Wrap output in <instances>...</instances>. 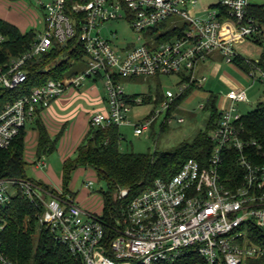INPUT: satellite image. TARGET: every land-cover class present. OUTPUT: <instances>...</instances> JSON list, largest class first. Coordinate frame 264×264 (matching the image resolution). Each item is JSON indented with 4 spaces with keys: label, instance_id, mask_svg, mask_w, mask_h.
Listing matches in <instances>:
<instances>
[{
    "label": "built area",
    "instance_id": "obj_1",
    "mask_svg": "<svg viewBox=\"0 0 264 264\" xmlns=\"http://www.w3.org/2000/svg\"><path fill=\"white\" fill-rule=\"evenodd\" d=\"M199 0H50L44 4V26L37 32L32 50L12 61L6 72L0 69V90H14L27 80V61L50 52L57 44L67 45L78 35L83 42L87 69L74 77L49 80L29 96L8 104L0 112V150L9 149L22 130L52 103L87 81L103 79L106 107L90 115L93 128L132 126L136 136L149 132L162 115V126L172 123L170 110L175 101L193 84L206 79L197 75L199 64L210 55L220 54L227 64L238 57L237 43L260 33L257 21L249 16L253 0H217L205 16L191 17L189 7ZM181 16L188 20L183 30H172L159 38L165 22ZM126 20L142 44L134 49L113 47L102 35L110 21ZM248 75L256 79L264 73L249 62ZM178 77L179 92L167 91L155 110L141 124L129 121L131 109L142 105L145 96H130L122 80L133 77ZM153 100L157 99L153 97ZM248 102L246 89H234L225 96L221 118L210 139L214 149L207 166L189 160L169 179L154 185L133 199L115 224L109 227L102 215L82 207L30 180L0 179V231L5 227V211L21 189L32 202L43 206L40 223L55 234L84 264H165L192 251L208 264H248L264 257V248L252 239V230L264 234V162L252 151L263 154V146L246 138L243 115L236 108ZM204 108V107H202ZM180 124L184 119H177ZM235 154L238 171L223 176L225 159ZM264 157V154L263 156ZM43 161L39 168L45 166ZM229 184H232L230 186ZM11 185L16 189L10 193ZM92 182L85 183L91 189ZM129 196L122 189L116 199ZM111 228L112 234L107 231ZM0 263L13 264L2 253Z\"/></svg>",
    "mask_w": 264,
    "mask_h": 264
},
{
    "label": "trees",
    "instance_id": "obj_2",
    "mask_svg": "<svg viewBox=\"0 0 264 264\" xmlns=\"http://www.w3.org/2000/svg\"><path fill=\"white\" fill-rule=\"evenodd\" d=\"M255 1L249 9V16L260 27V33L249 38L262 49L257 61L238 57L235 65L247 75L252 69L249 62L253 63L264 73V0ZM73 0H68L70 5ZM37 38V32L30 30L22 33L19 28L0 18V69L6 72L12 61H15L29 53ZM86 60V52L83 42L78 35L68 41L67 45L55 44L47 54L33 57L27 61L23 70L27 73V80L14 90H0V112L19 98L29 96L36 87L47 84L49 80H63L74 77L71 74L73 65ZM196 89L197 84L180 96L173 104L170 114L180 107ZM157 104L163 100V93L158 88ZM139 95H134L138 97ZM145 103L151 102V96L145 97ZM204 110L208 111L209 119L204 131L200 132L191 143H183L173 152L153 154L125 153L121 150L124 140L119 127L108 128L90 127L82 144L76 150L74 158L67 159L63 164V197L74 198L75 193L70 191L72 174L79 168L93 169L98 178L105 182L107 190L103 191L104 210L103 221L109 227L120 218L127 205L146 189L152 187L158 179H169L176 175L189 160H197L202 166L207 162L214 149V143L210 139L211 133L216 129L221 110L218 106V97L211 94ZM242 122L245 128L246 138L255 140L264 148V102L257 108L243 115ZM37 133L36 154L38 159L49 156L57 151L59 141L63 135L60 132L52 138L40 116L35 117L27 124ZM27 126L20 136L6 150H0V179L30 180L36 185L56 194L42 181L27 177V163L25 154L27 149ZM166 126H162L164 131ZM264 154V149L262 151ZM256 161L264 162L263 154L252 151ZM223 176L230 178L238 171L235 165V154H229L225 159ZM232 186V184H229ZM122 189L129 190L126 199L118 200L116 195ZM44 212L41 204L30 201L21 189L12 197L9 208L5 211V227L0 231V247L4 256L13 264H84L82 258L72 254L69 248L56 240L55 234L46 229L40 219ZM107 231L112 234L111 228ZM252 239L254 243L264 248L263 232L253 229ZM1 264V263H0ZM165 264H208L195 252L184 253L174 262ZM248 264H264V257L260 260H250Z\"/></svg>",
    "mask_w": 264,
    "mask_h": 264
},
{
    "label": "rangeland",
    "instance_id": "obj_3",
    "mask_svg": "<svg viewBox=\"0 0 264 264\" xmlns=\"http://www.w3.org/2000/svg\"><path fill=\"white\" fill-rule=\"evenodd\" d=\"M50 0H0V6L2 12L9 16L11 19H15L21 26L25 28L26 32L35 30L37 32L43 31L44 26V10L42 9L40 2L47 4ZM263 2L262 0H253ZM217 0H199L197 5L189 7V15L191 17L205 16L208 12L210 5L216 4ZM188 23V20L181 16H174L165 22V28L160 30L155 38L163 36L165 33L178 29L183 30ZM101 35L111 42L113 47L134 49L142 44L139 39V35L132 29L130 23L126 20L110 21L105 23L102 28ZM237 45L238 53L247 60L257 61L261 54V47L250 40L239 42ZM221 66L217 71L215 64L210 62L199 65L198 76L202 78L205 76L207 81L202 83V88L194 91L185 101H183L179 108H177L171 114L172 123L168 124L162 132V123L164 122L165 115H162L153 128L142 136H136L132 126H121L119 131L122 134L124 140L121 143V150L125 153H138V154H153L155 152L164 153L175 152L179 146L183 143H191L196 136L205 130L209 113L204 110L207 103L209 92L213 91L218 97V106L222 108V99L224 94L228 92L233 84L227 83V81H234L239 83L241 87L247 90L248 102L238 103L236 105L237 111L241 115H247L254 111L259 103L264 102V80L262 75L258 72L256 79H252L249 75L242 72L234 64H227L224 61L219 60ZM87 69V59L82 62L73 65L70 70L71 74H79ZM179 80L178 77H161V78H146V77H133L122 80V85L129 95H156L158 88L165 94L167 91H172L175 94L179 92ZM212 82H215L213 84ZM214 85H217V90ZM94 93L86 94V90L90 87ZM68 91L65 95H67ZM72 94L67 95L65 98L71 101L76 100L73 97L75 93L80 96L81 99H77L72 107L68 109L71 111L75 106L81 105V110L90 111L95 108L94 103L96 98H106L107 91L105 87V81L103 79L95 81H87L79 89H73ZM64 95V96H65ZM155 110H161V105L154 102L145 103L142 105H136L131 109L129 114V121L132 124L144 123V120L152 114ZM67 111V112H68ZM78 114V112H77ZM184 119V123L180 124L177 119ZM75 119L70 120L73 122ZM62 127L60 132L63 131ZM27 132H34L31 126H27ZM64 133V132H63ZM37 136V133L34 132ZM82 144V143H81ZM80 144V145H81ZM73 156L72 158H74ZM25 161L27 163V177L40 181L39 173L49 177L55 174L56 182H52V185L58 187V183L63 181V162L60 158V151L38 159L36 154V144L32 142L31 138L27 142V149L25 154ZM43 161L46 165L41 168H37L38 163ZM85 170V171H84ZM50 173V174H49ZM52 179V178H51ZM86 179V181H85ZM59 181V182H58ZM84 181L92 182L91 189L83 192L82 199L78 203L85 212H92L101 214L103 210V191L107 190L104 181L100 180L96 175H91L89 169H83L82 173L77 174L76 171L72 174V180L70 183V189L73 188V192L78 194L81 189L84 188ZM76 183L73 186V183ZM16 188L11 185L10 193L13 194Z\"/></svg>",
    "mask_w": 264,
    "mask_h": 264
},
{
    "label": "crops",
    "instance_id": "obj_4",
    "mask_svg": "<svg viewBox=\"0 0 264 264\" xmlns=\"http://www.w3.org/2000/svg\"><path fill=\"white\" fill-rule=\"evenodd\" d=\"M0 18L11 23V24H13L17 28H19L22 33H26L25 28H21L20 24L15 19H11L9 16L5 15L2 12L1 6H0ZM219 60L225 62L224 58L220 54L214 53V54L210 55L209 58L205 62H202L199 65H204V64L210 62L212 64H215V66H216L215 68L217 69V71H219L221 68V66L219 64ZM234 65H235V63H234ZM237 68L240 69L239 67H237ZM242 72H244V71H242ZM198 73H199V70H197V75H198ZM244 76H246L245 78L248 77V75H244ZM202 78H205L206 79L205 81H207V78L205 76H203ZM228 82H229V84H233L231 86L232 88H230L228 90V92L231 90H234V89H244L243 87H241V85H239V83H236L234 81H229V80L227 81V83ZM212 83L215 84V82H212ZM197 86H198V89L203 87L202 83L197 84ZM214 87H215V89L213 88V90L214 91L217 90V85L216 86L214 85ZM92 88H93L92 86L90 88H88L85 93L86 94L94 93L93 92L94 90L92 91ZM72 93L73 92L71 91L67 95H69V94L71 95ZM227 93L224 94V97L221 101L222 104L225 102V96ZM211 94H215V93L213 91H210L209 97ZM67 95H65V96L63 95L58 100L53 102L51 107L46 111V113L44 114V117H43V122L45 123L46 128L48 129L49 134L52 138H55L60 133V129L62 127H64L63 128L64 133H63V135L59 141L57 151H56V152L60 151V158H61L63 164L67 159L75 156L76 150L78 149L80 144L83 142L84 138L86 137V135L90 129V124H89L90 115L92 113L99 111V110L106 107L105 99L101 97V98L95 99V103H94L95 108H93L90 111H86L84 109L80 111V108H82L81 105L75 106L73 110L68 111V109H70V107L74 106L73 103L77 99L78 100L81 99V97L77 96L78 94L75 93L73 97H76V100L71 101L70 99L65 98ZM130 96H134V95H130ZM148 96L149 95H146L145 97H148ZM150 96H151V102H154L156 104L157 100L154 101L153 97H155L157 99V95H154V96L150 95ZM77 112H78V114H77ZM73 119H75V120L73 122H71L70 120H73ZM30 138H31L32 142H35V144L37 146V136L34 134V132L28 133L27 142H28V140H30ZM83 169L84 168L77 169L76 173L77 174L82 173ZM85 169H89L91 175H96V172L93 169H91V168H85ZM39 178L41 179L40 181H42L45 185L49 186L52 190L56 191V193L63 194V187H62L63 181H60V182L58 181L59 182L58 187H55L52 185V182H56V180H57L55 177V174L51 175L49 178V177L45 176L44 174L39 173ZM85 181H86V179H85ZM85 181L83 183L84 188L81 189L82 191H80L78 194H75L74 198H70V199H72V201H74L77 204L82 199L81 196H82L83 192H85V191L88 192L87 188L85 187V183H86ZM75 185H76V183L74 182L73 186H75ZM70 191L72 193H74L73 188H71ZM68 199H69V197H68ZM103 210H104V203H103ZM103 210H102V213L100 215L103 214ZM90 213L94 214V215H99V214L92 213V212H90Z\"/></svg>",
    "mask_w": 264,
    "mask_h": 264
}]
</instances>
